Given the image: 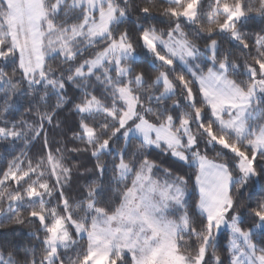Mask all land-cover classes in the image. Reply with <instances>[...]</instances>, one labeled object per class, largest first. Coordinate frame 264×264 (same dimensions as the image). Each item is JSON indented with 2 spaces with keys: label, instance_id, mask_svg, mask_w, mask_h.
<instances>
[{
  "label": "snow or ice",
  "instance_id": "1",
  "mask_svg": "<svg viewBox=\"0 0 264 264\" xmlns=\"http://www.w3.org/2000/svg\"><path fill=\"white\" fill-rule=\"evenodd\" d=\"M0 264H264V0H0Z\"/></svg>",
  "mask_w": 264,
  "mask_h": 264
},
{
  "label": "trees",
  "instance_id": "2",
  "mask_svg": "<svg viewBox=\"0 0 264 264\" xmlns=\"http://www.w3.org/2000/svg\"><path fill=\"white\" fill-rule=\"evenodd\" d=\"M69 94L71 95L72 94V90L70 89L69 90ZM67 115V114H62L61 116V119L64 118V116ZM70 135V134H69ZM213 155V154H210V156ZM167 159H165V163H167ZM181 171H184V172H188L190 175H191V172H192V169H189L188 166H185L183 169H181ZM257 190H259V185L257 186ZM189 191L191 192L192 189L189 188ZM5 236H7L8 238H11V234L10 233H5ZM228 238H229V232L228 230L226 229L220 236L219 240H218V244H219V247H220V251L223 253L227 244H228ZM260 237L257 236L256 237V240L259 241Z\"/></svg>",
  "mask_w": 264,
  "mask_h": 264
},
{
  "label": "water",
  "instance_id": "3",
  "mask_svg": "<svg viewBox=\"0 0 264 264\" xmlns=\"http://www.w3.org/2000/svg\"><path fill=\"white\" fill-rule=\"evenodd\" d=\"M225 230H226V229H222V230H221V234H222ZM220 236H221V235H220ZM219 238H220V237H219Z\"/></svg>",
  "mask_w": 264,
  "mask_h": 264
},
{
  "label": "rangeland",
  "instance_id": "4",
  "mask_svg": "<svg viewBox=\"0 0 264 264\" xmlns=\"http://www.w3.org/2000/svg\"><path fill=\"white\" fill-rule=\"evenodd\" d=\"M228 230V229H227ZM229 232V231H228ZM229 236H230V233H229Z\"/></svg>",
  "mask_w": 264,
  "mask_h": 264
}]
</instances>
